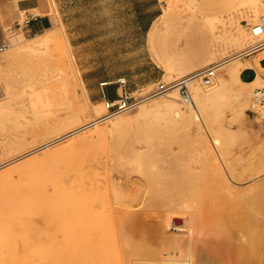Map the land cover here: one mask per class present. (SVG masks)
<instances>
[{"label":"bare ground","instance_id":"1","mask_svg":"<svg viewBox=\"0 0 264 264\" xmlns=\"http://www.w3.org/2000/svg\"><path fill=\"white\" fill-rule=\"evenodd\" d=\"M44 1L47 3L48 10L51 11L49 9V0ZM180 2H183V0H169L167 7L164 9L168 18L166 26L161 28L154 25L149 33L148 42L150 46L154 47V42L159 39L168 47L167 55H171L167 61V72L170 73L174 70L175 64L173 60L174 57L178 58L176 57L178 55L173 54V47L179 32L192 30L195 34L197 30L201 32L205 29L210 35H208V39L206 38L208 41L211 37L213 44H219L221 41L225 43L222 46L224 55L211 66H209V62L203 63L200 66V70L187 77L169 83L157 82L154 88L147 92H142L141 89L134 91V94H146L156 89L159 85L171 86L175 84L174 87L168 88L162 94L140 103L134 116L115 117V115L110 118H104L107 112L100 115L94 114L90 102L87 100L84 103L73 91L71 84L67 82L63 60L69 56L68 66L71 67V64L74 63L67 50L65 32L62 26L48 29L42 34L35 35L32 40H28L21 29L13 31L15 33L10 36L13 47L11 58L7 60V68L3 69L2 65H0V85L2 87L0 89L3 90L1 93L2 98L0 99V128L6 130L8 124L21 127L24 123L28 124L30 121L29 117H34L36 120V118L42 119V117L52 116L57 121L63 118H70L67 123L60 125V128L57 127L54 131L56 134L58 132V135L48 141L36 142L32 144V147L22 145L20 140L16 136L8 134L7 130L4 135L1 136L0 134V155L3 159L0 156V161L6 163L3 168L14 166L11 171L0 174V189L2 190L0 192L3 194L0 197V244L3 245L2 247L5 244L11 248L13 243L12 247L14 248H12L13 251L10 250L8 252L7 250L3 254V257H5L4 261L23 264L21 252L15 248V242H30L32 235L29 237L28 234H25V228L27 227L35 231V235L38 238L39 230L29 224V219L32 215L43 213L46 217L53 212H62L77 201L67 191L64 192V195L58 192L53 194L51 191V194L44 195V198L40 200L36 189L29 192L26 196L22 195L18 188L17 178L34 170L39 160V155L37 154L46 152L45 149L59 142L67 145L72 140L70 138L84 140L95 136L94 134H101L99 132L119 133L120 130L123 131V127L133 122L139 120L147 122L155 117L163 118L171 129L182 135V138L190 144L187 147L189 152H187V155L195 156V159H200V163H203V166H201L202 164L200 166L207 173L204 182L208 183L206 184L209 189L211 185L217 187L230 197L235 198L234 200L237 199L241 202L249 199L251 195L254 196V193L261 191L264 182V162H262L263 156L261 153L254 148H241L238 151L231 149L225 143V141L231 139L229 137V129H227L228 126L227 128L225 127L229 125L228 122L223 120L224 118H220L217 124L211 125L207 122L206 117L203 116V112L209 101H218V103L223 102V104H226L230 98L233 104L235 103V107L239 108V117L245 120L239 133L244 136H248L251 133L259 138L262 137L260 132L264 131V76L257 74L252 81L243 82L240 80L239 75L246 68L255 67L259 71L264 70L258 64V57L253 62L248 59L252 51L256 50L255 46H260L259 43L264 42V9L258 5L259 0H188L187 3H184L186 10L181 11L178 6ZM246 6L253 10L251 17H253L254 22L255 19L257 21V24L250 28V34L244 28L236 27L235 25L237 16L240 14L239 10ZM33 12L36 15L40 14L37 9ZM189 12H191L190 15L188 14ZM186 19L187 24H184L183 20ZM196 20L203 22V25L200 27L196 25V23L198 24ZM205 31L203 33H206ZM229 47L235 48L233 52H226ZM203 48H206L204 54L207 56L210 54L214 55V45L211 47L210 44ZM5 49L6 46L2 52ZM259 50L261 49L259 48ZM154 51L159 52L157 48ZM158 55L159 53L157 57ZM182 56L180 55L178 59ZM262 56H264V51ZM202 58H205L204 55ZM181 62L183 63V61H180L179 64ZM176 63L178 65V61ZM207 68L214 70L213 75L208 78V82H203L201 81L202 78L199 79L196 74ZM216 71L219 72L218 77H216ZM32 73L35 74L34 79L31 77ZM212 82L214 84L211 85L210 83ZM180 86L186 90V95L180 93ZM167 92V99L147 103V101L160 97ZM178 98H180L182 103L178 101ZM211 98L213 99L211 100ZM145 102L147 104H144ZM86 105L92 114V118L81 121L79 115L86 111ZM35 141H37V138ZM262 143H264V136L262 137ZM173 152L172 155H176L175 151ZM26 158L29 159L20 163L21 160ZM113 162L114 164L105 170V175L108 176L107 182L115 199L121 200L125 206L130 208L119 212L121 214H131L130 216L134 214L133 218L128 220L129 223L142 226L141 228L149 231L152 235L161 237L160 245L150 249L138 248L136 250L125 239H117L115 242L117 252L126 255L117 258L114 264H201L202 255H197L191 248L192 245H189V242L187 244L182 242L178 237L179 233L168 234V230L172 228V218L169 215H157L155 217L153 216V211H150L152 209H148L147 206L138 211L132 208L135 201H141V199H133L132 196L134 194L146 193L147 196L145 198L147 201L153 198H161V196H165V193L180 192L183 186L196 180L195 177L185 176V174H189L188 169L182 170L183 172L187 170V173L181 176V171H179L181 172L179 175V172L166 171L158 167L150 158L149 148L139 141L135 142V144L130 143L129 145L120 146L114 154ZM54 165L51 167L52 170H57L59 165ZM112 168L116 171V176L111 174ZM118 170H131L134 176L128 179L126 175V181H123V178L121 181V176L119 177L117 174ZM204 170L202 171L203 173L205 172ZM4 185L8 186L3 188ZM171 197L173 195L170 196V199H172ZM257 198L259 199L260 197ZM180 207L181 220L176 225L178 232L185 231L188 240L193 236H200L201 239H204L211 234L210 231H205V227L203 229L198 226L197 217L192 213L187 202H183ZM241 208L243 207L241 206ZM245 208L251 209L247 206ZM50 217L52 218V216ZM25 221H27L26 226H24ZM199 221L202 220L200 219ZM69 224V219L62 222L58 221V231L53 233L51 229L50 234L46 238L47 242L61 244L62 242L60 241H63L64 246L69 243L72 245L79 243L83 247V241L90 232L89 228L85 226L83 235L78 238L76 237L77 227L73 226L70 228ZM256 232H253L255 236L257 235ZM58 234L60 235L59 242L55 241ZM257 237H253V239L255 240ZM78 239H80V242H77ZM239 239L242 246H245L246 242H248L245 235L240 234ZM7 242L10 243L7 244ZM7 246L6 248L8 249L9 247ZM2 247L0 246V249ZM71 247L74 248L75 246ZM6 248L4 247V250ZM10 256H12L11 259L16 258L10 261L11 259L7 258ZM1 257L2 261L3 257ZM78 258L76 253L71 250L65 255L56 256L53 260L54 264H67L68 261H72L73 264H80L77 262ZM1 261L0 264H5ZM88 264H101V261L99 259L97 261L92 260Z\"/></svg>","mask_w":264,"mask_h":264},{"label":"rangeland","instance_id":"2","mask_svg":"<svg viewBox=\"0 0 264 264\" xmlns=\"http://www.w3.org/2000/svg\"><path fill=\"white\" fill-rule=\"evenodd\" d=\"M128 2L129 1L127 0H88L89 6L88 12L86 13L88 31L90 33L99 30L120 31L123 25L121 24V21H118L119 16L122 14H129L132 10L131 4ZM168 2L169 0H154V25L161 28L166 26L168 18L165 15L164 9L167 7ZM185 2L187 3L188 0H183V2L178 4L179 10H186L184 6ZM258 5L264 9V0H259ZM29 13L33 14L32 12ZM239 13L238 16L236 15V27H242L250 34V28L254 24H257L256 19L254 22V19H252L253 17H251L253 15V10L250 9L249 6H246L242 7L239 10ZM188 14L190 15L191 12ZM23 18L24 15L19 20H22ZM183 22L184 24H187V19L183 20ZM196 22H198L196 25L199 27L203 25V22L198 20H196ZM199 22L201 25H199ZM15 30L12 22L7 23L4 21L3 11L0 9V41L2 38L8 41L5 51L0 54V65H2L3 69L5 67L7 68V60H9L12 55L13 47L10 36L12 33H15L13 32ZM22 30L24 36L28 40H32L35 34H42V31H30L29 27L22 28ZM204 31L199 32L197 30L195 34L192 30L178 33L179 35L177 36L175 46L173 47V54L178 55L176 56L178 58L180 55H183L180 57L182 60L173 56L175 68L167 77L163 76V78L160 79L162 83H169L187 77L197 70H200V66H202L203 63L209 62V66H211L224 55L222 53V46H224L225 43L221 41L219 44H213L211 37L209 38V42L207 39L210 35L208 31H205L207 34L203 33ZM159 44H161L160 48ZM162 44L163 42L158 39L154 42V47H144L143 50H145L147 55L153 59L160 70L163 71V69H165L167 73V61L171 54L167 55L168 47L164 45L165 43ZM206 44L207 46L211 44V47L214 45V55L210 54L207 56L204 54L206 48L203 47H207ZM156 48L159 52L154 51ZM234 49L235 48L229 47L226 52L231 53ZM157 52L159 53L158 57ZM182 52H184V54H182ZM203 55L205 57L204 59L202 58ZM179 60L183 61L185 65L182 62L179 64ZM67 61H69V56L67 59L63 60V63L65 64L67 82L71 84L73 91L83 100L84 103H86L87 100L90 102L94 114H105L106 109L105 105L101 102L102 100L93 97L98 94L99 88H89L83 85L81 82L82 72L78 65L71 64V67H69ZM177 61L178 65L176 63ZM32 74L31 77L34 79L35 74ZM163 74H165L164 71ZM258 74L264 76V70L259 71ZM218 76L219 72L216 71V77ZM251 77L252 73H247L244 74L243 78L251 79ZM156 82L140 89L142 92H147L154 88ZM210 84L212 85L214 82ZM0 88H2L1 85ZM2 92L3 90L0 89V99L2 98ZM167 95L168 92L160 97L147 101V103L157 100H165L167 99ZM178 99V101L182 103L180 98ZM212 99L213 98H211V100ZM147 103L145 102L144 104ZM138 107L134 110L118 114L115 117L126 115L134 116ZM234 107L235 103L233 104V101L230 98L226 104H223V102L218 103V101H209L204 108L203 116L206 117L207 122L211 125L217 124L220 118H224L223 120L229 124L225 127L227 128L228 126L229 137H231V139L225 141V143L235 151H238L241 148H254L261 153L263 156L262 162H264V143H262L264 131L262 130L260 132L262 135L261 138L254 136L251 133L248 136L241 135L239 130L245 120L244 118L239 117V108ZM85 108L86 111L79 115L81 121L90 120L92 118V114L89 112L87 105ZM29 118L31 122L29 121L30 123L28 122V124L24 123L21 127H15L10 124L6 126L7 133L16 136L21 144L26 147H32V144L36 142L41 143L42 141H48L58 135V132L56 134L54 131L60 125L67 123L70 117L67 119L63 118L65 120L61 119L59 121L52 116L42 117V119L36 118V120L34 117ZM6 130L0 128L1 136L5 134ZM122 130L123 131L120 130L119 133L114 132L112 134L99 132L103 134L96 135L93 133L95 136L88 137L84 140L70 138L72 140L67 145H63L61 142L56 143L45 149V153L42 152L37 154L39 155V160L32 172L26 173L17 178L19 183L18 188L22 195L27 196L29 192L36 189L38 198L42 200L44 195L51 194V191L53 194L58 192L63 195L64 192L67 191L77 200L73 205L64 209L62 212H53L46 217L43 213L31 216L29 224H31L33 228L39 230L38 238L35 235L36 232L27 227L25 228V234H28L29 237L32 235L30 242H15L16 247L14 246L21 252L23 264H54L53 258L61 254L65 255L71 250H73V252L76 253V256L79 257L77 262L80 264H88L92 260L97 261L98 259L101 261V264H114L117 258L126 255L122 253L120 254L116 250L115 242L119 238L125 239L126 242L131 244L134 250L138 248L150 249L160 245L161 237L159 235H152L149 231L141 228L142 226L128 222V220L133 218L134 214L130 216L131 214H121L119 212L120 210L130 208L125 206L121 200L118 201L115 199L107 182L108 176L105 175V170L114 164L113 157L118 148L124 144H135L137 141L143 143L149 148L150 158L158 167L176 173L181 171L182 174L179 172V175L181 174V176H183L184 173H187V170L184 172L182 170L188 169L189 174H185V176H194L196 180L183 186L178 193H165V196H161V198H153L150 201H147L145 198V196H147L146 193L134 194V196H132L133 199H141V201H135L132 206L133 209L138 211L147 206L148 209H152L150 211H153V216L155 217L157 215H169L172 218V228L168 230V234L172 235L174 232L179 233L178 237L182 242L185 244L189 242V245H192L191 248L193 251H195L197 255H202L203 258L201 264H264V182L261 191L254 193L255 195H251L246 201L241 202L237 199L234 200L235 198L230 197L217 187L211 185L209 189V186L207 185L208 183L204 182L207 173L203 167L201 168L203 163H200V159H195V156L191 157V155H187V147L190 144L182 138V135L171 129L163 118L155 117L153 120L147 122L139 120L123 127ZM36 138L37 141H35ZM120 141L122 142L120 143ZM172 150L175 151L176 155H172L174 153ZM27 159L29 158L21 160L20 163L27 161ZM53 165H59V168L57 170H52L51 167H53ZM13 167L14 166L12 165L0 169V174L5 173L6 171H11ZM112 170L111 174L116 176V171H114L113 168ZM203 170L205 171L204 173L202 172ZM117 174L119 177L121 176V181L123 179V181H126V175L128 176V179L131 176H134V173H132L131 170H118ZM15 178L14 180H16ZM5 186L8 185H4L3 188ZM0 191L2 190L0 189ZM171 195H173V197H171L172 199H170ZM2 196L3 194L0 192V197ZM257 197L260 198L258 199ZM183 202L189 204L192 213L197 217L198 226L203 229L205 227V231L211 232L209 236L204 239H201L200 236H193L188 240L185 231L178 232L176 225H178L180 223L178 221L181 220L180 205ZM241 206L243 208H241ZM246 206L251 209L245 208ZM50 216H52V218ZM66 219H69L70 228L73 226L77 227L76 237L78 238H81L83 235L82 233L85 226L89 228L90 232L83 241V247H81L79 243H75L74 245L69 243L64 246L63 241H60L62 242L61 244L47 242L46 238L50 234L51 229L53 233L57 232L59 229L57 222H62ZM200 219L202 221H199ZM203 221L204 223H202ZM26 222L27 221L24 222V226L27 225ZM241 225H244V228ZM253 232H256V236H258L255 240L253 237L256 236ZM240 234L247 237L246 241L248 242H246L245 246H242L240 243ZM58 239H60L59 234L56 235L55 241L59 242ZM79 240L80 239H78L77 242H80ZM8 243L10 242H7V244ZM12 245L10 248V246L4 244L5 248L6 246L9 247L8 249L6 248L5 251L4 247H2L3 245L0 244L2 247L0 250L2 251L3 249V253L0 251V253H2L0 254V257H3V254L7 252V250L8 252L10 250L13 251L14 248ZM71 246L75 247L73 248ZM11 257L12 256L7 258L11 259ZM4 258L5 257L2 258V261L5 264H14L13 262L4 261ZM15 258L16 257L12 259L14 260ZM12 259L10 261H13ZM89 259L90 261H88ZM67 264H73V262L68 261Z\"/></svg>","mask_w":264,"mask_h":264},{"label":"crops","instance_id":"3","mask_svg":"<svg viewBox=\"0 0 264 264\" xmlns=\"http://www.w3.org/2000/svg\"><path fill=\"white\" fill-rule=\"evenodd\" d=\"M127 1L130 2L132 10L129 14L119 16L118 21L123 25L120 31L99 30L93 33L88 31L87 25L88 0H49L51 11L44 0H0V9L7 23L21 22L19 19L23 15L24 18L34 16L35 20L29 26L30 31L43 33L62 26L67 50L74 65H78L82 72L81 82L89 88L98 87L99 92L93 97L103 103V95L110 101L116 99L115 91L118 90L119 79H123L128 91L134 92L156 81L161 82L160 79L169 74L165 69L163 74L143 50L144 47H150L149 33L155 21L154 0ZM36 9L40 14H34ZM263 51L264 49L254 51L248 56L252 62L258 57L261 68H264ZM247 73H252L251 79L243 78ZM258 73L259 70L255 67L246 68L239 77L243 82H250Z\"/></svg>","mask_w":264,"mask_h":264},{"label":"built area","instance_id":"4","mask_svg":"<svg viewBox=\"0 0 264 264\" xmlns=\"http://www.w3.org/2000/svg\"><path fill=\"white\" fill-rule=\"evenodd\" d=\"M35 20L34 16H28L26 18H23L20 21H16L13 25L15 28L20 29V28H27L31 25V23ZM254 33V32H253ZM8 41L2 38L0 41V52L4 50V47H7ZM259 45H256L254 51H259L260 49H264V42L259 43ZM253 53V51H252ZM213 71L210 68H207L196 75H198L199 79L203 82H208V78L213 75ZM103 84H101L102 86ZM117 85H118V90L116 89V99L115 100H107L106 97L103 95V101L106 109V115L104 118H110L113 117L117 114L123 113L128 110H132L136 108L140 103L155 97L159 94H162L164 91H166L170 87H174L175 84H172L171 86H164V85H159L156 87V89H153L152 91L142 94V93H137L134 94L133 92L128 91L126 83H124L123 79L122 80H117ZM177 86V85H176ZM120 89V90H119ZM180 93L182 95H186V90L180 86ZM6 165V163H2L0 161V169L3 168Z\"/></svg>","mask_w":264,"mask_h":264}]
</instances>
